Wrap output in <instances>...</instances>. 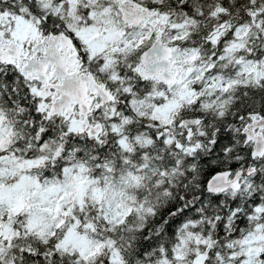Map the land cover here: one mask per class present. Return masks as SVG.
Returning a JSON list of instances; mask_svg holds the SVG:
<instances>
[{
	"label": "snow or ice",
	"instance_id": "obj_1",
	"mask_svg": "<svg viewBox=\"0 0 264 264\" xmlns=\"http://www.w3.org/2000/svg\"><path fill=\"white\" fill-rule=\"evenodd\" d=\"M0 264H264V0H0Z\"/></svg>",
	"mask_w": 264,
	"mask_h": 264
}]
</instances>
